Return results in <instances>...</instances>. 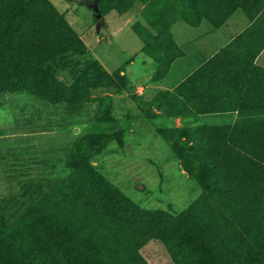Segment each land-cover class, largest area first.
Masks as SVG:
<instances>
[{"label": "trees", "instance_id": "trees-1", "mask_svg": "<svg viewBox=\"0 0 264 264\" xmlns=\"http://www.w3.org/2000/svg\"><path fill=\"white\" fill-rule=\"evenodd\" d=\"M115 1L101 0L96 19L104 20L106 7ZM140 2L147 3L146 7L152 4L150 8L155 11L157 7L162 9L160 18L158 15L153 19L146 18L157 36L142 24L134 31L143 41V53L154 60L157 74L165 76L179 56L170 27L181 15H187L186 20L194 25L197 20L194 13L208 6L210 1L132 0L128 9L112 11L118 14L132 12ZM212 2L217 4L218 11L226 3L229 7L242 4L252 16L264 7V0ZM231 13L219 18L201 17L200 20L207 19L219 27ZM92 56L96 58L49 0H0V99L27 93L29 97L54 106L80 104L91 97L90 88H84L86 83L91 89L98 87L99 80L94 76L86 77L84 73L90 60H94ZM64 63L72 65L67 68V73L72 74L70 79L66 76L61 80L57 72ZM212 64L172 92H160L157 101L168 118L187 119L227 112H238L243 118L234 125L206 126L204 132L203 128L198 130L194 136L198 143L187 142L189 131H178L188 144L185 147L175 144L173 151L178 157H187L183 160L186 171L203 189L202 199L194 208L173 219L163 214L133 210L125 201L122 204L123 199L86 161L85 146H80L79 152L69 159L73 171L58 187H51L43 180L41 172L35 168L40 163L34 154L22 155L21 171L15 165L20 157L10 163L0 158V170H5L7 183L16 187L13 182L22 180L19 192L0 194V223L12 225L10 229L0 230V264H117V247L136 245V242L116 234L108 242L103 229L113 233L117 230L116 225L91 224L78 218L82 215L78 204L84 190L89 194L94 192L98 208H111L117 204L122 215L138 229L148 226L155 228L150 231L154 232L157 225H163L158 230L172 238L173 246L177 239H186V225L202 230V222L212 224L211 215H203L202 211L205 207L208 209L210 200H218V195L244 210L249 222L264 224V122L244 119L246 112L264 110V71L260 76L243 80L241 75H231L234 69L225 65L214 74ZM125 74L123 68L118 69L115 76L104 73L111 83H123ZM198 80L205 83L201 85ZM15 151L18 150L11 152ZM30 151L29 146L21 149L22 154ZM64 194L69 198L68 203L63 201ZM254 236L252 256L264 260V225ZM135 254L136 251H131L125 259Z\"/></svg>", "mask_w": 264, "mask_h": 264}, {"label": "rangeland", "instance_id": "rangeland-1", "mask_svg": "<svg viewBox=\"0 0 264 264\" xmlns=\"http://www.w3.org/2000/svg\"><path fill=\"white\" fill-rule=\"evenodd\" d=\"M49 1L97 57L92 56L94 60H90L84 73L86 77L94 76L99 80L98 87L91 89L86 83L84 88H90L91 97L76 105L54 106L29 97L27 93L0 99V158L10 163L20 157L15 165L21 171L22 155L34 154L40 163L35 168L41 172L43 180L56 187L73 171L69 159L79 152L80 146H85L86 161L123 199L122 204L125 201L133 210L143 213L179 218L202 199L203 189L186 171L183 160L187 157H178L173 146L198 143L194 137L198 130L203 128L204 132L206 126L219 123L229 126L221 124L227 117L217 116L216 121L209 122H203L200 117L168 118L158 105L159 93L146 98L140 96L132 84L131 71L153 65H149L151 60L141 51L142 43L132 30L141 25V19L148 25L147 19H153L155 15L160 18L161 7L155 11L150 8L152 4L146 7L147 3H138L136 9L140 20L131 30L126 19L112 10H126L132 0H116L108 5L106 24H100L99 28L97 25L101 20H97V14L86 5L93 0ZM172 2L178 3V0ZM181 26L186 25L180 21L174 31ZM132 61L133 66L130 65ZM142 62L147 66L143 68ZM69 66L72 65L59 66V79H66V76L70 79ZM120 68L125 69V81L109 82L104 73L115 76ZM160 117L169 120L157 121ZM244 119L264 122V110L246 113ZM180 129L183 133L189 131L186 143L185 137L178 132ZM26 146L32 151L22 154L21 149ZM21 184L22 180L13 182L16 187H12L7 183L5 170H0V194L19 192ZM84 191L80 194L78 207L82 215L78 218L91 224L116 225L117 230L113 233L103 229L108 242L115 234L136 242V245L117 247V264H264V260L252 256L255 231L264 224L249 222L244 210L219 195L218 200H210L208 209L205 207L202 211L203 215H211L212 224L202 222V230L186 225V239H177L173 246L172 238L158 230L163 225H157L154 232L150 231L155 228L148 226L138 229L122 215L117 204L111 208H98L94 192ZM63 201L69 202L66 194ZM2 228L10 229L12 225L0 223V230ZM131 251H136L135 256L125 259Z\"/></svg>", "mask_w": 264, "mask_h": 264}, {"label": "crops", "instance_id": "crops-1", "mask_svg": "<svg viewBox=\"0 0 264 264\" xmlns=\"http://www.w3.org/2000/svg\"><path fill=\"white\" fill-rule=\"evenodd\" d=\"M209 1L210 4L208 6L202 9L199 8L197 9L198 11L194 13L197 19L194 20V25H191V23L186 20L187 15H181L179 20L170 27L169 32L178 49L179 56L172 62L165 76L157 74L154 60L147 55V58L151 60L149 65H153H151V67L148 66V69L131 71L132 84L137 88L138 92H140V96H145L147 98L152 97L154 93H160L162 91L172 92L175 88L186 82L191 76L203 71L211 62H213L211 69H214V74L217 73L219 68L225 65L226 67L234 69L231 75H241L243 80L250 79L251 76L254 75L260 76L261 72L264 71V7L260 9L258 14L252 16L242 4H239L237 7H229L228 3H226V5L222 6L220 11H218L217 4L213 3L212 0ZM252 4L253 3L247 5V7H250ZM253 7H255V5H253ZM229 12L232 13L219 27L214 26L207 19L202 18V20H200L201 17H223ZM119 15L126 19V25H130L131 30L132 25L140 20V18L138 19L137 9ZM180 21L186 26H181L177 31H174L176 29L175 25ZM104 22L103 26L106 24V21ZM139 22H142L141 24L154 36H157V32L146 25L142 19ZM132 32L140 39L142 51L144 46L142 39L135 31L132 30ZM240 38L243 39L239 40ZM84 44L86 45L85 42ZM101 63L103 64L102 61ZM130 65L133 66L135 63L132 61ZM142 66L143 68L146 67L147 63L142 62ZM179 71L180 77L177 78ZM209 72L212 73V70ZM198 82L201 83V85L205 83L204 80H198ZM246 113L252 114L254 112ZM217 116L227 117V120L221 124L228 125L236 124L239 118L243 119L238 112L205 114L198 116V118H202L203 122H209L212 120L216 121L215 118H217ZM164 119L169 120L168 118L160 117L157 121H163ZM215 126H220V123L215 124Z\"/></svg>", "mask_w": 264, "mask_h": 264}, {"label": "water", "instance_id": "water-1", "mask_svg": "<svg viewBox=\"0 0 264 264\" xmlns=\"http://www.w3.org/2000/svg\"><path fill=\"white\" fill-rule=\"evenodd\" d=\"M101 0H93L91 2H87L86 5L92 9L96 14H99L100 13V7H99V4H100ZM104 23V20H101L100 23H98L97 27L99 28L100 27V24Z\"/></svg>", "mask_w": 264, "mask_h": 264}]
</instances>
